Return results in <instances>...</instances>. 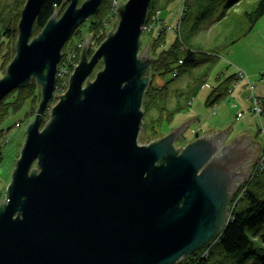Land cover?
Here are the masks:
<instances>
[{
	"label": "water",
	"instance_id": "water-1",
	"mask_svg": "<svg viewBox=\"0 0 264 264\" xmlns=\"http://www.w3.org/2000/svg\"><path fill=\"white\" fill-rule=\"evenodd\" d=\"M67 1L31 39L42 0L25 1L16 54L0 77V99L31 77L42 94L0 204V264H174L229 220L226 179L235 164L227 158L252 142L250 132L225 143L229 123L175 148L196 114L138 143L148 41L138 50L150 0L121 2L116 29L89 57L86 35L68 86L40 128L62 46L102 0ZM99 59L103 68L90 79Z\"/></svg>",
	"mask_w": 264,
	"mask_h": 264
},
{
	"label": "rangeland",
	"instance_id": "rangeland-1",
	"mask_svg": "<svg viewBox=\"0 0 264 264\" xmlns=\"http://www.w3.org/2000/svg\"><path fill=\"white\" fill-rule=\"evenodd\" d=\"M25 1L26 0H0V39L4 35L3 32L5 28H8L5 31L10 34L9 38L5 36L0 40V77L5 74L9 62L16 54L18 37L17 25ZM125 1L126 0H109L111 10L106 14L107 19L105 20L103 33L99 39L94 42L93 49H91V51H89V49L87 50L88 57L106 37L107 33L116 29L118 24L116 17L117 7L121 2ZM80 2L81 0H78V5ZM183 2L184 0L152 1L151 9L149 10L150 7H148V18H146L147 20L144 22L145 24L140 34L141 44L138 54L141 53L142 49L146 46L145 43L148 41V55L152 57L156 55L155 53L159 49L167 48L177 34L181 37L185 32H191L193 42L200 43L204 48L207 47L210 43L209 40H211L217 32L216 19L214 16L218 12L217 8L223 4V1L212 0L211 6L212 10H214V14H207L203 17L200 16L197 26H195L197 22L192 21L194 15H199L202 10H205L206 6L195 4L189 18L192 23L188 26L189 21L183 18L181 21V14L184 11ZM106 3H108V0H106ZM67 4L68 1L65 0L58 7L59 11L57 16L62 13ZM161 28H163V40H161L160 45H158L156 49H151V41L153 37L159 33ZM36 34L37 32L32 30L30 39ZM80 34L83 35L82 39L84 41L87 33H81L77 30L74 34L72 32V36L70 35L72 38L69 37L67 39L68 41H65V43L67 42L66 45H64V43L62 46L61 51L64 50L67 51V53L66 58L63 59L62 63L59 65H63L67 71H64L58 78V83L53 90V97L48 101L42 113L40 128L49 121L51 117V108L59 100L60 95L58 94L65 92L69 83L70 73L80 59L79 52L81 53V46H83V41L78 39ZM220 36L222 37V35ZM88 41H90L89 35ZM77 58L78 60L76 61ZM209 61L208 58H201V61L197 64L185 66L176 76H173L171 72L154 74L148 71V74L149 72L151 74H149V83L161 84L168 82L167 85L169 90L168 96L165 99L159 97L157 99L160 101L157 104H154V101L148 109H142V125L137 137L138 143L147 144L155 141L159 137L167 134L175 126L181 124L187 118L197 114L187 123L183 131V136L174 140L175 148L183 147L189 141L195 139V132L200 133L201 136L213 129H222L229 123L231 127L226 139H230V137L233 138L235 135L249 130L250 141L257 142L261 148L264 146V111H262V114H259L252 109V102L248 97L250 90L246 84L247 77H249L256 81L258 90L261 91L264 87V84L260 80L261 78L264 79V76L259 75V73L264 71V15L256 21L253 28L246 35L232 44L228 49L222 50L214 61ZM59 65H57V67ZM100 68H103L102 59L96 62L89 78L93 79L97 70ZM239 70L247 77L231 79L227 82V95L212 105L208 104L206 99L211 89L225 76ZM201 76H203L202 80H200ZM67 80L68 82H66ZM34 81L36 83L35 90L32 92V95L30 94L23 101L22 105L20 104L19 107L10 110L9 113L4 116L0 112V204L5 197H7V188L12 180V173L15 168L14 165H16V160L20 155L22 144L25 142L27 126L34 119L37 106L42 96L41 86L36 82V79H34ZM28 83L29 82L24 85ZM20 86L17 87L20 88ZM28 90L32 91V87ZM262 98L264 99L263 93ZM163 102L164 104H162ZM177 102L185 104V106L181 109H176L168 117H164L166 116L167 110L174 109V105H176ZM156 105H160V108ZM31 167H37L36 161L32 163ZM253 167L254 163H252L246 171L250 173ZM244 179L245 178L241 180L242 183L240 182L242 185L237 186L238 188L236 187L232 198L227 203L229 210L232 209L234 204L236 206L238 203H241L238 197L241 195L242 190L245 189L244 183L247 179ZM259 230L264 232V223Z\"/></svg>",
	"mask_w": 264,
	"mask_h": 264
},
{
	"label": "trees",
	"instance_id": "trees-1",
	"mask_svg": "<svg viewBox=\"0 0 264 264\" xmlns=\"http://www.w3.org/2000/svg\"><path fill=\"white\" fill-rule=\"evenodd\" d=\"M64 1L42 0L34 21L33 30L38 33L54 13L55 9ZM152 1L150 0L149 10L152 7ZM222 1L223 4L217 8L218 12L214 16L217 32L209 40L210 43L207 47L204 48L200 43L193 42L191 32H185L181 37L177 34L167 48L159 49L155 53L156 55L150 57V64H148L145 71H151L154 74L171 72L173 76H176L185 66L195 65L201 61V58H208L209 62L214 61L222 50L228 49L232 44L246 35L253 28L256 21L264 15V0ZM105 3L106 0H102L95 13L82 21L73 31V34L79 30L81 33L89 35L90 41L84 47L85 53L88 49L89 51L93 49L94 42L103 33L105 20L107 19L106 14L111 10L109 0L108 3ZM183 4L184 11L181 14V21L182 18L189 21L188 26H190L192 21L197 22L195 25L197 26L200 16L214 14L211 6L212 0H184ZM195 4L206 6V8L199 15L195 14L194 19L191 21L189 18ZM6 29L8 28L4 29V35L1 39L5 36L6 38L10 37V34L5 31ZM162 31L163 28L153 37L150 45L151 49H156L160 45L161 40H163ZM82 38L83 35L80 34L78 39L83 41ZM81 51H83V48H81ZM66 53L67 51L62 50L58 65L66 58ZM79 54L81 56L80 52ZM174 70H176V74H173ZM259 75L264 76V71L259 73ZM58 78L59 76L56 75L55 86L58 83ZM202 78L203 76H201L200 80ZM234 78H237L236 73H231L215 85L207 96V103L212 105L224 98L227 95V82ZM34 79L35 77H31L27 85L15 88L0 99V112L3 116L9 113L10 110L19 107L20 104L22 105L23 101L30 94L32 95L36 87ZM167 84L168 82L161 84L151 82L146 85L142 96L141 108L143 110L148 109L154 101V104H157L160 101L157 99L159 97L165 99L168 96L169 90ZM31 87L32 91H29L28 89ZM184 106L185 104L177 102L174 105V109H168L164 117H168L176 109H181ZM158 107L160 108V105ZM244 185L245 189L242 190L241 195L238 197L241 203H238L236 206L235 204L233 205L229 220L224 224L217 236L203 247L185 255L174 264H264V232L259 230L264 223V170L251 174Z\"/></svg>",
	"mask_w": 264,
	"mask_h": 264
},
{
	"label": "flooded vegetation",
	"instance_id": "flooded-vegetation-1",
	"mask_svg": "<svg viewBox=\"0 0 264 264\" xmlns=\"http://www.w3.org/2000/svg\"><path fill=\"white\" fill-rule=\"evenodd\" d=\"M217 136L220 138L222 136V133L217 134ZM231 138L232 137H230V139ZM228 140L229 139H225L224 142L227 143ZM219 148L221 149V147ZM260 148L261 147L259 144L257 145L255 144V142L252 141L251 143H247L245 149H243L242 147L238 149H232L227 160L231 161V163L235 165L233 166L234 167L233 169H230L227 176L228 178L226 179V189H225L226 201L232 198V195L234 194L237 185L238 186L242 185L241 177H246L245 175L248 174L246 170H248L249 166L252 163H255ZM225 150H227V148ZM243 150L245 151V154L242 152Z\"/></svg>",
	"mask_w": 264,
	"mask_h": 264
},
{
	"label": "built area",
	"instance_id": "built-area-1",
	"mask_svg": "<svg viewBox=\"0 0 264 264\" xmlns=\"http://www.w3.org/2000/svg\"><path fill=\"white\" fill-rule=\"evenodd\" d=\"M57 68L58 69H57L56 75L58 76H60L61 74L64 73V71H66L63 65H59ZM235 73L238 79H240V77L243 78L246 76V75L244 76L243 72L240 70ZM173 74H176V70H174ZM260 80L264 84V79L261 78ZM66 82H68V80ZM246 84L250 90L248 97L251 99L252 109L258 112L259 114H262V111H264V108H263L264 103H263V98H262V93L264 94V87L261 91L258 90V84L256 83V81H254L253 79H250L249 77H247ZM261 170H264V146L259 149V154L254 163V167H253V170L251 171V174H253L256 171H261Z\"/></svg>",
	"mask_w": 264,
	"mask_h": 264
},
{
	"label": "crops",
	"instance_id": "crops-1",
	"mask_svg": "<svg viewBox=\"0 0 264 264\" xmlns=\"http://www.w3.org/2000/svg\"><path fill=\"white\" fill-rule=\"evenodd\" d=\"M164 22V21H163Z\"/></svg>",
	"mask_w": 264,
	"mask_h": 264
}]
</instances>
